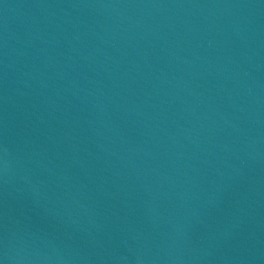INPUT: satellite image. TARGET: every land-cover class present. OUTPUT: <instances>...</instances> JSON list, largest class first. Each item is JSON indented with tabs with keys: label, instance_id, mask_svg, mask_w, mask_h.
I'll return each instance as SVG.
<instances>
[{
	"label": "water",
	"instance_id": "1",
	"mask_svg": "<svg viewBox=\"0 0 264 264\" xmlns=\"http://www.w3.org/2000/svg\"><path fill=\"white\" fill-rule=\"evenodd\" d=\"M0 264H264V0H0Z\"/></svg>",
	"mask_w": 264,
	"mask_h": 264
}]
</instances>
